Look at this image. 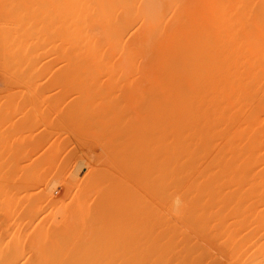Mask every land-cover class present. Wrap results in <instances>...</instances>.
I'll use <instances>...</instances> for the list:
<instances>
[{"label":"bare ground","instance_id":"1","mask_svg":"<svg viewBox=\"0 0 264 264\" xmlns=\"http://www.w3.org/2000/svg\"><path fill=\"white\" fill-rule=\"evenodd\" d=\"M2 1H3V4L5 1V5H9L10 3L13 4L14 0H2ZM18 1H21V2H18ZM40 2H42V5L44 4V2H47V5H51L53 3L54 6H52V7H53L55 17L59 20V22H61V20H63L69 24L67 26V27H69L68 28L69 31L67 30L66 27H65V29L67 30L68 33L70 32L73 37L79 36L78 38L76 37L75 40L79 39L80 37L81 38L85 37L82 41H81V38L79 39L80 41H78V42L73 41L74 43H77L76 44L77 46H78V43L80 42L81 47L83 45L82 48L85 47L87 49V46L88 47L90 46V48H91L90 41L92 43L93 38L99 36V37H97L98 42H97V39L95 40L96 43L100 44L101 41L105 42V44L107 43L106 47L103 45L107 50L104 47L103 48L105 49V51L102 50L103 49L102 46H101V48H100V46H99V48H97L98 46H96V49H98V51L96 49H95V51L99 54L100 51H104L103 53H105V52L107 53V51H108V53H109V52H111L110 50L115 49L114 55L116 54V60H118L119 58L117 59V57H118L117 55H119V54H117V53L121 52V55H122L126 51V49H125L126 44L125 43H123V44H125V46H123L124 47L123 50L120 47L121 43H122L121 41L125 42V40H123V39L126 36L125 38L128 37L129 38L128 40H130L128 42L130 47H128L129 45L127 46V48H130L129 50H131V48L133 49V48L138 47L137 51L140 50L139 52H141L142 49H143V51L146 50L145 53H147L148 50L152 52L153 56L149 57L148 63H147V61H145V62L143 61V63H144L143 65L145 67H147V64H148L152 68V70H150V68H149V71H150L149 77H150V80L152 81V84H153L152 85L150 82V85H152V87H153V88L150 87V89H153V90H151L153 92V96L151 94V96L153 97V101L150 99L153 103L152 104L153 109L151 107V109L153 110V113H152L153 116L151 114H149V112H150L149 108L150 107L148 108V111H149L148 114L153 117V120L152 119H150V120L153 122V124L152 123L151 124H152V128H153V144L154 145L152 148L153 149V155L151 154L152 150H151V153H149V154H151L150 156H153V192L155 194L154 196L157 195L156 198H159L161 202L155 201V202H158L157 203L158 205L156 203L154 205V203H153V206H152L153 208L152 207L148 208L152 204V203L151 204L148 203V205H146V206L149 210L146 208L147 210L145 211V209H144L146 207L145 206L146 202H144L143 198H142L144 196L140 192H138L139 189H137V186L139 187L138 181H141V179H142L141 178L139 180V177H138V175L142 177V175H140V169L139 168L142 167L144 169L143 170L141 168V171H143L142 174L147 173V172H144L146 170H145L143 165L138 166L140 164V163L138 164L139 161H141V163H142V159L140 160V158L142 156L141 153H138V155H136V157L138 156V158L130 155V158L133 160V162L131 160V162H132L131 166H132V170H133L132 174L133 175L131 174L132 176L130 178L132 179V177H133L134 181H132L129 178V176H127L128 175L127 173H126L127 175L125 177H128L130 180V181L129 180H126V181L134 182L133 185H135L136 187H134L132 190L133 186L130 185L131 186L130 187L129 184L127 182H125L126 185L129 186V191L132 190V192L129 193V195H132L131 198L129 197L130 198L129 202L126 203L127 200L123 199L126 201H125V203H121L122 204V206H121V205H119L120 204L119 201H118V203H116L117 201L115 202V200L119 199V198H116V195H113V196H115L114 197L115 200H113V199L111 200V198L113 196H111V198H110V201L113 202L112 204H110L111 202L108 203V200L105 199L106 203H108V205H106L107 206L106 208L104 207L105 205L103 202L105 201L104 197L107 196L106 195L107 192L103 193V194H105L103 196H97V195L93 196V195H91L92 193H90L92 198L90 197L89 192L86 191L87 189L85 187L83 188V186H82L83 190L81 189V191H80L79 189L81 187L78 186L80 188L78 189V191L76 190V192H75V189L78 188L77 187L78 179L76 182L77 184L75 182H74L75 184L72 182L73 179L71 180L70 178L72 177L71 175H73L74 173L72 174L71 171H70L71 175L69 174V176H71L69 178V180L67 181V179L65 180L62 177V179H64V180L62 181L60 179L59 180L60 184L58 182L57 183L55 182V181H58V179L54 177L55 175L51 176L52 178L57 179V180L53 181V182H55V184L52 182V180H53L52 178H51L52 179L51 181L48 179L49 183L51 182L52 184L46 183V186L43 184L45 187L42 188L39 193H34L33 192L34 190L31 192L27 191V190H22V189H25L26 186L29 187V190H30V186H31V189L34 186V184H33L34 182L31 180L34 175L33 176L31 175V177L29 175V173L32 172V170H33L31 165H32L34 159L32 158L33 161L30 162L29 159L27 158L29 155L27 154L28 156H26V158L28 160L26 158L25 159L27 161H29L30 164L27 162H25V163L24 162H18L17 163L18 168H19V169H17L18 172L14 173L13 169L14 168L16 169L17 166L13 168L12 165H14L15 162H17V161H14L13 164H10L14 158L9 157V160L11 158V161L9 162L10 165L6 164V162H5L6 159L4 160L7 167H5L6 165L4 164L3 160L0 161L1 167H2V165H5L4 166L5 167L4 172H3V169H1V171L3 173L0 172V173H2V174H0V264H27V263L28 264H39L40 261L47 262L48 260H50L49 263L52 264V259H55L53 261L55 264L56 259L64 261L66 259L69 260V259H75V258L77 260H79V258H81V259L86 258V260H89L88 258H92V259L99 258L102 260L103 259H107V260L111 259V261L116 260L115 262L119 261V259L122 260L124 258L126 260L128 259V264H137L138 263L137 261L140 259H141V261H142V259H144V262L146 259L147 262H149L147 264H264V190H259V189H262L261 185H256L258 183L259 184L263 183V186H264V0H16V1H14V3H15V6H14L15 12L13 11L15 13L14 17L15 18H17L16 16L21 17L20 20L22 18L25 19L26 13H27V7L30 5H34V4H36L38 6V4ZM1 3L2 2H0V4ZM3 8L4 7L0 8V13H2V15H4V16L8 17L10 14L8 12L9 10L6 9L7 13H9V14H6V11L5 12L2 11ZM3 10H5V9H3ZM3 12H4V14H3ZM11 15H13V14L11 13ZM7 17H5V18H7ZM23 19H22V21H23ZM61 24H62V22H61ZM63 25L64 24H62V28L64 29ZM64 26H66V25H64ZM125 32H127V34H125ZM119 33H121L122 35L120 34L121 35L120 36ZM124 34H125V36H124ZM69 36H71V35H69ZM115 36H117V37L120 36L123 38L119 37L120 40L118 41L119 43H117V41H115L116 40ZM91 37H93V38L91 39ZM67 38H68V36H67ZM69 38L70 39H68V40H72L71 39L72 37H69ZM73 40H74V38H73ZM69 42H71V41H69ZM116 43L119 44L120 46L118 47ZM126 43H127V39H126ZM70 44H69V47H68V45H67V47H68V49L70 48L69 50L73 49L72 53H74L78 49L80 50V47H77L78 49H76V50L74 49L76 47L71 49V47L73 45L71 44L72 45L71 46ZM94 45H96V44H94ZM109 45L111 46V49H110ZM113 46H116L118 48H115V47L113 48ZM85 48L83 51L81 50V52H85V51L87 52V50H85ZM108 48H109V50H108ZM92 49H94V48L92 47ZM99 49H101V50H99ZM117 50H119V51L117 52ZM120 50H122L123 53ZM133 50H135V49H133ZM133 50H131L132 53L131 52H127V53L128 54L131 53L134 55L135 51L133 52ZM149 51H148V53H149ZM81 52L79 51V53H81ZM86 52L84 54H86ZM91 52L92 51L90 50V53ZM96 52H95V54H93V52H92L91 57H93V56L96 57L95 55H98V54H96ZM76 53H77V51H76ZM79 53L77 54V56L83 55V54H79ZM87 53H89V52H87ZM141 53L142 54H140V55L143 56V52H141ZM131 54H130V56H133ZM121 55L119 57H121ZM144 55L147 58L148 55L147 54H144ZM84 56H80V57H78V59L81 57L83 58ZM87 56H89V55L87 54ZM103 56H104V54H103ZM105 56H107V55L105 54ZM109 56L113 57V53ZM109 56H108V58H109ZM123 56L124 55H122V57ZM97 58H98V56H97ZM108 58H106L105 60H107ZM128 58L131 59V57H127V59ZM143 58H144V56H143ZM89 59H90V57H89ZM89 59L85 58V61L87 60V62H86L87 65L91 66V64H92L93 66H91V67L99 66L100 69L102 68L101 67L102 65H104L108 62V61H106V63L103 62V64L100 63V65H94L93 63L90 64V62L94 61L95 59H93V60L90 59L92 61H88ZM112 59L114 60L115 56L113 58H110L111 62L113 61ZM125 59H126V56H125ZM135 59H134V63H133V61H132V63H130L133 66L128 65L129 67L131 66L132 69H134V67H135L134 65L137 66L136 62L137 61L139 62L141 60V59L138 60V58H137V61H135ZM99 60L103 61V59H101V58ZM131 60H133V59H131ZM142 60H141V63H142ZM82 61L83 60H81V62ZM79 62H80V59H79ZM97 62H99V61H97ZM118 62H120V60L117 61V63ZM125 62H126V60H125ZM125 62H124V64H125ZM129 62L130 61H128L126 63L129 64ZM83 63H82V65H84ZM86 63H85V65H86ZM108 64L110 65V69H111L110 61L106 65H108ZM140 64L138 63V66H140ZM85 65L83 66L84 69H86L85 73H88L89 71L87 72V66L85 67ZM112 65L116 66L118 68L117 65H114V64H112ZM128 66H126V67L128 68ZM141 66H142V64H141ZM99 67H98V70H99ZM131 67L128 69L126 68L127 71H129V69H130V71H129L130 73L133 71L135 72V69L132 71ZM123 68H125V67H123ZM112 69H113V73H114V67ZM118 69L119 70L115 71V73L118 72V74H120L121 68H118ZM137 69H136V71H137ZM88 70H90V73H88V75L86 74L87 76H89V74L91 75V72H92L89 67H88ZM94 70H96V71H94ZM94 70L92 72L93 75H95V72L98 71L97 69H94ZM103 70H104V68H103ZM144 70H145V68H144ZM99 71H98L99 75L103 74V73H101V70H99ZM105 71L106 70H104V72ZM119 71H120V73H119ZM141 71H143V70H141ZM106 72H108V71H106ZM145 72L147 73L148 71L146 70ZM109 73H110V71H109ZM109 73H108V76L106 77L107 78L106 82H108V77H109V75H111V73L110 74ZM122 73H125V72H122ZM97 75H96V77L92 76V75L89 77H90V79L92 77H95V79L100 78V77H97ZM126 75H127V73H126ZM133 75L135 76V73H133ZM137 75L139 76V74H137ZM137 75H136V77H137ZM116 77H117V75L115 76V78ZM119 77H120V75H118V79H119ZM128 77H130V76H128ZM128 77L125 78V74H124L122 79L124 80V78L127 79ZM104 78H105V76H104ZM138 78H139V80L136 82L138 84L135 85V88L137 86L138 87L140 86V83H139L140 79L146 80V78L143 77V75H142V78H140V76ZM95 79L92 78L93 82H92V80H90V82L96 83L99 80V79L98 80H95ZM109 79L112 80V79H114V77L109 78ZM134 79L135 78H133V80ZM128 80H129V78H128ZM131 80H132V78H131ZM136 80H137V78H136ZM147 81H149V80H146V82ZM114 82H115V79H114ZM116 82H118L117 84H122V83L126 84L127 83L125 81L123 82V81H121V80L119 81L117 79H116ZM119 82H122V83H119ZM142 82H144V81H142ZM102 83H103L102 86L105 85L104 84L105 79L102 81ZM131 83H132V81H131ZM133 83H135V80ZM9 84H10V82H9ZM9 84H7V85H9ZM11 84H13V83H11ZM11 84H10V86H11ZM100 84H101V80H100ZM108 84H110V82H108ZM125 84H123V85H125ZM127 85H129V84H126V87L128 89L129 87ZM132 85L133 84H131L129 86H132ZM150 85H148V87ZM5 86L6 85L4 84V88H5ZM10 86H9V88H10ZM15 86L13 87V89L11 86L10 90L8 91L11 94L7 93L6 90H8V89H6L4 91L5 95L4 94H2V95L6 96L9 94V95H11V98L14 97L16 92L15 93H12V92L15 91L16 90L15 88L18 87V86L17 87H15ZM148 87L146 86V88H148ZM6 88H7V86H6ZM22 88H23V86H22ZM22 88H20V89H22ZM132 88H133L132 90H134V86H132ZM2 89H3V87H2ZM140 89H142V88L140 87ZM150 89L148 90L147 93L150 92ZM143 90H144V88H143ZM10 91H12V92H10ZM145 91H146V89H145ZM137 92H139V91H137ZM12 94H13V96H12ZM18 94H20V91ZM18 94H16V95H18ZM9 95H8V97H10ZM4 96H2V97L5 99ZM8 97L6 96V98H8ZM120 97H121V95H120ZM152 97H150V98H152ZM101 98L102 97H100V99ZM124 98H128V97H124ZM131 98L132 97H129L128 99H131ZM96 99H99V98H96ZM112 99H115V98H112ZM116 99H119L120 101L128 100V99L124 100L122 97H121V99H123V100H121L119 98V95ZM116 99L113 101L117 102L118 100L116 101ZM9 100H10V98H9ZM134 100H132V101H134ZM3 101L4 100H2V102H1L2 105H0V106H2L1 108H4L3 109V113H4V110L6 108H7V110L10 108L7 107L9 105L8 99H7L8 102L5 99V101H4L5 105L3 104ZM128 101H126L124 103L127 104V102H128L129 104H127V105H131L132 101L131 100H128ZM115 102H113L114 103L113 105L109 104L112 107L115 106V109L110 108L108 106L110 108L109 110H111L110 112L114 113L115 117L119 113H121V111H120L121 108H122L121 109L122 112L129 113L127 111V108L132 107V109H128L129 111H131V110H133V107L136 105V103L134 105L132 104V106L126 105L127 106L126 111H123V108L125 106L124 107L122 106L121 108H117L116 106H118V103L116 104ZM135 102H137V101H135ZM14 103L19 104L20 102L18 103V100H17V102H14ZM21 103L19 104L20 106L26 105L25 102H24L25 104L23 103V99L21 100ZM102 103H103V101H102ZM163 103H168L167 105H170V108L169 107L168 108L171 110H169V109H168L169 111L167 109L165 110V108L167 106L164 107L165 105ZM6 104H7V106H6ZM31 104H32V102H31ZM125 104H122V105H125ZM3 105H4V107H3ZM96 105H97V103H96ZM137 105H139V104H137ZM14 106H16V105H14ZM105 107H107V106H105ZM136 107H138V106H136ZM14 108L16 109V107H14ZM20 108L21 107H19V109ZM25 108H26V106H25ZM95 108H96V106H95ZM98 108H99V104H98L97 109ZM100 108H101V106H100ZM102 108H104V107H102ZM163 108L165 111L163 110ZM135 109L137 110L136 113L139 114L140 111H138V110H140V108L138 107ZM34 110H36V109H34ZM93 110H95V109H93ZM109 110L107 111V109H106V111H105V108H104V110L99 109L100 112L102 111L101 113L99 112L100 117H101L99 119L100 121H102L101 119L105 116L104 115V114H106L105 112H109ZM112 110H114L115 112H118V110H119V113L116 114ZM152 110H151V112H152ZM19 111H21V110H19ZM25 111H27V110L25 109ZM28 111H27V113H28ZM163 111L165 113L168 112L167 115ZM5 112H6L5 114H7L8 111H5ZM9 112H11V110H9ZM12 112H11V115H13ZM51 112H52V110H51ZM91 112H93V111H91ZM96 112H93V113H96L97 115H99L98 111H96ZM110 112L107 113V115L111 114L112 117H110L111 115L107 116L105 119L103 118L104 120L107 119L109 121L110 120L109 118H111V119L114 118L113 114ZM1 113H2V111H1ZM23 113H22V115H23ZM163 113L165 115H163ZM65 114H66V112H65ZM122 114H124V113H122ZM122 114H121V116H122ZM144 114L146 116L148 115L146 113H144ZM129 115H128V117H129ZM132 115H134V114L132 113ZM132 115H130V116L132 117ZM141 115H143V114H141ZM145 115H143V116H145ZM8 116L11 117L10 115H8ZM8 116H5V117L9 118ZM17 116H19V115H17ZM135 116L139 117V115H135ZM164 116L165 117L169 116V118L165 119ZM1 117H3V120L6 119V118H4V116H2V114L0 115V119H1ZM95 117H97V116H95ZM118 117H120V114L118 115ZM126 117H127V115H126ZM126 117H124V118H126ZM131 117H130L131 122H129V120L128 121L126 120L128 123H126V122L124 123L125 120L121 121V122H123V125L129 124L130 129L128 128L129 127L128 125H127L128 127L126 128L125 127L126 125H124V127H123V125L121 123L124 130H126V131L129 130V131L125 132L123 129L122 130L125 132V136L130 132L132 134L133 140L136 139L139 141V138H138L139 135H137L138 134L137 132L139 131L140 126H135L137 124V120L134 119L136 122V124H135V122L132 121L133 119H131ZM21 118L22 117H20V120H21ZM140 118H142V117H140ZM90 119H92V118H89V120ZM3 120H0L1 123ZM92 120H94V119H92ZM104 120L102 123L106 127H108L109 129L111 127H112V129L114 128L112 123H111L112 121L111 122L107 121L108 122L107 123ZM114 120H115V118H114ZM114 120H113V122H114ZM116 120H118L117 123H120L119 120H123V118L117 119V117H116ZM7 121L8 120H6V122ZM16 122H17V120H16ZM64 122H66L65 124H68V125L71 124V123L70 124L67 123V121H65V119H64ZM96 122L98 124V121H96ZM11 123H14V121ZM105 123L112 125V126L111 127L109 125L107 126V124H105ZM139 123L140 122L138 121V124ZM8 124L10 125V123H8ZM42 124H44V123H42ZM46 124L48 125V123H46ZM61 124H62V122H61ZM11 125H13V124H11ZM92 125H90V126H92ZM104 125L102 127H104ZM114 125L117 126L116 133L119 130H120V132H122L120 127L118 126V124L115 123ZM17 126H18V124H17ZM63 126H65V125H63ZM67 126H65V127H67ZM71 126H70V128H72ZM51 127H53V126H51ZM99 127H101V126L98 125L97 128H99ZM102 127H101V130L103 129ZM5 128H4V132L6 131ZM9 128H10V126H9ZM9 128H8V130H9ZM86 128H87V126H86ZM112 129H111V131H112ZM134 129L135 130L137 129V130L135 131ZM52 130H54V129H52ZM52 130H51V132H52ZM62 130H64V127ZM73 130H74V128H73ZM115 130H113L114 133H115ZM130 130H134L136 133H133V131H130ZM1 131H3V130H1ZM47 131H48V129H47ZM104 131H105V129H104ZM108 131L110 132V130H108ZM4 132L2 134H4ZM109 132L106 131L104 133L108 134V136H111L113 133L110 132L111 135H109ZM174 132L179 133L180 142H178V143H180V144L176 145V142L178 141V139H176L177 140L176 141L175 138L173 137V135H171L172 133L175 134ZM5 133H7V132H5ZM96 133L98 134V132H96ZM116 133H115V135H116V137H118L119 135L117 136V134H120V133L119 132L117 134ZM139 133H140V131H139ZM84 134H86V133H84ZM131 134H130V136H131ZM135 134H136L137 138L135 137ZM49 135H48V137H49ZM66 135H68V134H66ZM80 135H82V134H80ZM115 135L113 134V140H114ZM175 135H177V134H175ZM4 136H6V135H4ZM130 136L128 138H130ZM37 137L38 136H36V138ZM132 138L130 140H132ZM163 138H166V141H165V139L163 140ZM178 138H179V136H178ZM95 140H97V139L95 138ZM133 140L131 142L134 143ZM160 140H163L166 142V147H164L165 143H163L164 145L162 144L163 141H161V143L159 142ZM129 142H126V143H129ZM131 142H130V144H132ZM139 142L141 143V140ZM135 143H137V141ZM135 143L133 144V148L135 147V149L128 146L129 149L131 148L130 149L132 151L131 153H133L134 155L137 154L139 148L141 147V144L139 145L137 143V146L139 145V148H137L135 146L136 145ZM8 144H10V143H8ZM59 144H61V143H59ZM77 144H78V142H77ZM80 144H82V143L79 142L78 145H80ZM17 145H19V144H17ZM21 145H23V144H20L19 146L21 147ZM75 145H76V143H75ZM118 145H120V144H118ZM25 146H27V148H28V145H25ZM61 146H62V144H61ZM63 146H64V144H63ZM16 148H18V147H16ZM76 148H77V146H76ZM136 148H137V151H136ZM150 149H148L147 151H149ZM9 150H11V149L9 148ZM20 150L21 149L19 148V151ZM23 150L25 151L26 149H23ZM5 151L6 150H4V152ZM2 152H3V150H2ZM16 152H18V150ZM30 152H31V150H30ZM121 152H123V151H121ZM139 152H141V150ZM12 153H14V152H12ZM27 153H29L28 150H27ZM92 153H93V151H92ZM1 154L2 153H0V155ZM10 154H8V155H10ZM14 154H16V153H14ZM42 154H43V156H45L44 150H43ZM70 154H73V153H70ZM83 154H85V153H83ZM21 155H22V152H21ZM25 155H24V157H25ZM52 155H54V154H52ZM79 155H77V156H79ZM139 155H141V156L139 157ZM4 156L5 155L3 154V157ZM37 156H39V155H37ZM98 156H99V154H98ZM131 156L134 157V159ZM150 156H149V158H150ZM7 157L8 156H5L4 158H7ZM16 157L18 158V156H16ZM50 157H51V155H50ZM56 157H57V155H56ZM110 157L112 158V156H110ZM114 157L115 156H113V158ZM0 158H1V156H0ZM66 158H69V156ZM20 159H21V157H20ZM30 159H31V157H30ZM48 159H50L49 156L47 157V160ZM107 159H108V157H107ZM107 159H105V160L107 161ZM137 159H139L138 162L136 161ZM9 160H7V161H9ZM14 160H16V159H14ZM22 160H23V158H22ZM109 160H111V159H109ZM113 160L111 161V163L110 162L109 163L112 164ZM41 161L42 160H40L39 162H41ZM51 161L52 160L50 159V163H52ZM89 161H88V163H91ZM2 162H3V164H2ZM35 162L33 164H35ZM43 162H44L43 164L45 165L46 162L49 163V160L48 161L44 160ZM99 162H101V160ZM103 162L104 161L102 160V163ZM50 163L48 165H50ZM56 163H57V161H56ZM69 163H70V161H69ZM97 163H98V161H97ZM106 163L109 165L108 162H106ZM38 164H40V163H38ZM69 165H71V164H69ZM72 165H73V162H72ZM54 166H56V165H54ZM78 166H79V164H78ZM78 166H77V168H78ZM82 166H84V165H82ZM95 166H98V168H99L100 164L98 163V165L96 164ZM104 166H106V165H104ZM111 166H113V165H111ZM116 166L117 165H115L114 168ZM93 167H92V169H93ZM72 168H75V167H72ZM95 168H96V170L93 169L95 172L92 171L93 173H95L94 175H97V174H98V176L100 175L101 181H104L103 180L104 176L101 174L104 173V175L106 176L107 175L106 171L110 170V167H109V169H107L108 168L107 166H106V168L104 167L106 171H104V168H102L103 169L102 171H99L101 169V167L99 169L97 167H95ZM111 168H113V167H111ZM34 169H35V167H34ZM83 169L81 171H78V172H80V174L82 176H83V174L86 173V172L84 173L85 170L83 171ZM120 169L121 168H119V170ZM37 170H39V168ZM42 170H44V168ZM158 171H161V172H158ZM40 172H41V170H40ZM44 172H45V170H44ZM129 172H130V170H129ZM107 173L109 174V172H107ZM118 173H119L120 177H121L120 173L123 176L122 170L119 171ZM66 174H67V172H66ZM164 174L167 176H170L171 179H169V180H172V181L175 180L176 181L175 182L176 183L175 190L173 189V191H172L169 189V183H168V186H167V184H164V182H165ZM28 175L31 179L27 177ZM37 175H38V172H37ZM77 175H79V174H77ZM90 175H91V173H90ZM90 175H88V176H90ZM112 175L114 176V174H112ZM42 176H43V174H42ZM65 177L67 178V175ZM96 177L97 176H95L94 178L88 177V179L90 178V179L96 180L98 178V177L97 178ZM26 178H28V180L30 179L33 182L32 183L33 186L29 185V184H28L29 186L27 185ZM193 178H197V179H201V180L202 179L203 180H213V181L216 180L215 182H219V180H221L222 182H219V184L213 182V184H215V185L211 184L212 181H210L211 182L210 184L208 182L207 184L203 183V184H199V185L197 184L196 186H194V187L204 188V189H202L203 191L204 190L208 191V189L212 188L214 192H215V190H217L218 195H221V194H219V193H221V192H219V190L224 192V190H221V189L222 188L225 189L224 187L226 185H224L223 183H226L228 181V179L229 180L234 179V181L236 180V182L238 181L241 184H238V182H237V184L240 185L241 187L244 185V183L242 184L241 181L246 183L247 181H244V180H252V181L254 180L255 182L258 180L260 182L255 184L256 185L255 188L256 187L258 188L260 186L258 189L260 196L258 195L257 189H256V194L259 197L258 196L256 197L254 195L253 190L255 188H253V190H250L251 191L250 193H252V191H253V194H252L253 197L252 196L251 197L253 199L255 196L256 200L254 198L255 201H252L251 197H249V199H251V201L249 199H248L249 200L248 201L247 198H245L247 201L245 200L244 203H243V201H241L242 204H241V202H240V204H238L239 206L243 205L242 208L240 207V209H238L239 208L238 207L237 209H234L233 212H230L232 210L233 206L230 205L229 201H228L229 204H227V203H225L226 200H225V202H224V200L223 201L219 200L217 203L218 208H215V210L217 209L216 211H218L217 217L220 214V217H218L220 219L219 225H218L219 221H217V220L214 221V222H217L216 225H214V224L212 225L213 222L210 223V221H212L214 219L207 221L208 226H209V224H211L210 226H213L212 229L210 227V228H208V230H211V232L213 230L212 233H214V234H216L217 232H219V233L216 234L217 237H216V235L214 236L216 238L215 239L214 237L211 236L210 231H208L205 228L204 230L208 231L205 234L209 233V236H210L209 238L212 237L213 239L211 238L210 239L211 241H210V240H208L209 239L208 238L207 240L209 242H207V244H205L206 242L204 243L203 241H200L201 239L203 240L204 238H197V239H199L198 241L201 242L200 243V242H197L195 234H194L195 240H194V237L193 238L187 237L188 235L190 236V234L193 235V233L190 232V234H188L189 232H187V230H186L187 227L186 228L182 227V226H187V225H185V223H186L185 218H186V215L189 214V213L186 214L187 213L186 206H184L186 204H184L185 202L182 199L184 197H182V195L184 194V192L187 189L186 184H187L188 180L189 179L192 180ZM33 179L35 181L34 177H33ZM226 179H227V181H223ZM87 180H84V181L89 182V180L88 181ZM123 180L125 181V179H123ZM201 180L200 181L198 180L199 183L201 182ZM8 181H10L11 184H15L18 182V184L13 185L12 189L13 188L16 189V187L19 186L17 189H19V191H20V188H21V190H22L21 193L10 192L12 189L9 188L10 183ZM29 181H28V183L31 182V181L30 182ZM37 181H38V179H37ZM37 181H35V182H37ZM81 181L84 182L83 179ZM105 181H107V180L105 179ZM192 181H194V180H192ZM252 181L250 183H255L254 181L253 182ZM90 182H91V180H90ZM97 182L99 183V178H98V181H96V183ZM8 183H9V185H8ZM81 183H79V184L81 185ZM107 183H109V182H107ZM107 183H104V184H107ZM196 183H197V180H196ZM24 184H26L25 187H24ZM36 184H35V186H36ZM94 184L95 183H93V190H94V188L97 187V186L95 187ZM102 184L103 183H101L100 186ZM119 184H121V183H119ZM193 184L191 183V185H193ZM249 184H248V186H249ZM85 185H86V183H85ZM229 185L232 186L231 183ZM234 185H236V184L234 183ZM10 187H11V185H10ZM75 187H77V188H75ZM105 187H107V186H105ZM105 187L103 189H105ZM241 187H240V189H241ZM73 188H74V191H73V194L71 196V193H72L71 191ZM130 188H131V190H130ZM139 188H141V187H139ZM205 188H208V189H205ZM235 188H236V186H235ZM33 189H35V188L33 187ZM38 189H39V185H38ZM100 189H99V191H100ZM108 189H111V187ZM232 189H234V188H232ZM232 189H230V190H232ZM243 189L246 190L245 187H243ZM250 189H252V188H250ZM263 189H264V187H263ZM23 191H25V192H23ZM88 191H90V189ZM106 191H108V190H106ZM139 191H142V190L140 189ZM207 191H205V193ZM210 191H212V190H210ZM234 191H238V189L234 190ZM248 191L249 190H247V192ZM13 192H15V191H13ZM95 192L97 193V189ZM113 192L115 193V191H113ZM113 192H111V194ZM171 192H173L171 194V197L173 200L170 203L168 197H169V193H171ZM198 193L203 195V192H200V190ZM224 193H226V190ZM230 193H228V194H230ZM108 194L111 195L109 192H108ZM208 194H209V191H208L207 195H204V196H207L210 198V196H208ZM226 194L225 195L222 194V195L226 196ZM228 194H227V196H228ZM195 195L196 194L194 192V197H195ZM213 195H214V193H213ZM218 195H217V198H218ZM230 195L233 196L234 194H230ZM235 195H237V194H235ZM88 196L90 197L91 200L89 199ZM140 196H141V198H140ZM154 196H152V194H151V197L154 198ZM204 196L201 197L200 199L202 200V198H204ZM214 196L216 197V194ZM227 196H226V198H227ZM211 197H212V195H211ZM213 198L211 200H213ZM229 198H231V197H229ZM239 198H240V196L238 197V199ZM141 199H142V201H141ZM155 199H153V201ZM200 199H197V200H200ZM68 200H69V202H68ZM211 200L207 199V201H211ZM235 200H236V197H235ZM241 200H242V197H241ZM203 201H205V199ZM42 202H43V206L41 205ZM120 202H122V201H120ZM147 202H148V200H147ZM94 203H96L95 206H93ZM193 203H196V202L194 201ZM199 203L200 202H198V204ZM212 203H214V202H212ZM234 203H237V201ZM109 204H110V207H108ZM124 204H126L124 207L125 208L127 207L126 211H128V212H126V214L128 217L125 216V217H123V219L125 218L128 220L130 218V220H128V221L132 223L131 224L128 222L130 224V225H128V228H130L129 226H131V230L128 229V231H127V229H125L124 224H122L124 227L123 229L125 231H127L126 233L123 231V229H121L122 225L121 226L119 225L120 227L118 226V224H119L118 221L120 220L123 223H126V222L123 221V219H119L117 221L118 223H116V219H118V217L122 218V217H120V216H122L120 212H123L122 213L123 216L125 214L124 210L122 209ZM170 204H172L174 207L176 206L174 211H173L174 216L176 218V222H171V218L169 216V214L171 213L169 211ZM209 204L211 205V203H209ZM192 205H194V204H192ZM202 205H204V204H202ZM100 206H102V208H100ZM143 206H144V208H143ZM207 206H209V205H207ZM141 207L144 210H141ZM202 207H204V206H202ZM212 207L210 206V208H212ZM187 208H188V205H187ZM210 208H209V210H210ZM213 208L211 209L212 214H213ZM201 209H203V208H201ZM203 210H205V209H203ZM206 210H207V208H206ZM141 211H142V216H140ZM196 211H201V210H199V208H198V210H196ZM204 212H207V211H204ZM204 212H202V213H204ZM209 212L207 213L208 216H209ZM143 213L144 214L146 213V215L143 216ZM190 213H193V212L190 211ZM195 214H198V212L194 213V215ZM109 215H112V217H110L112 219H109V220L104 219V218H109ZM191 215L189 214V216H190L189 219L191 218L190 221H192L194 219V218L192 219V216L195 217L194 215H192V216ZM201 215L202 214H200V217L198 216L199 217L198 221H201L200 220ZM215 215H216V213H215ZM204 216H205V214H204ZM139 217H141V218H139ZM142 217H144V218H142ZM211 217L213 218V215ZM217 217H216V219H217ZM102 218L104 219V221H102ZM205 218L202 217V220L203 219L205 220ZM208 218H206V219H208ZM140 219H142L141 220V221H143L142 223L139 221ZM105 220H106V222L108 221L109 223L107 222V224H104V223H106ZM152 220H153V223H152ZM188 220H187V223H189ZM146 222H148V224ZM150 222L153 226L150 224ZM181 222H182V224L184 223V225L181 226V224H180ZM102 223H103V225H101ZM115 223L117 226L115 225ZM205 223L204 222L200 223V225L198 227L202 228L200 226L201 225L203 226ZM143 224H147V225L145 226ZM170 227L175 228V231H171ZM190 227H192V224ZM203 227H206V225H204ZM117 228L118 229L120 228L124 232V234H123L122 231L119 230L120 232L118 231V234L122 233V235H126L128 238L126 236H122V235L121 236L124 239H122L121 236H120V238H118V240H115V237H114V239L111 238L112 240H110V238L108 239V237L106 238L108 232L110 233V231H112L111 233H113L114 230H116ZM193 228H195V227H193ZM91 230H93V232ZM97 230H99V231H97ZM117 230H116V234H117ZM129 230H130V232H129ZM88 231L95 233L94 234L95 238H92L93 235L91 236V234L88 233ZM194 232H195V230H194ZM199 232H200V230H199ZM199 232L197 234H199ZM201 232H203V231H201ZM200 235H201V233H200ZM200 235H198V236H200ZM207 237H208V234H207L206 238ZM125 238H127V239H125ZM187 239H189V240H187ZM129 261H130V263H129ZM144 262H143V264H144ZM57 263H58V261H57ZM41 264H42V262H41ZM43 264H45V263H43ZM83 264H84V262H83ZM139 264H141V263H139ZM145 264H146V262H145Z\"/></svg>","mask_w":264,"mask_h":264},{"label":"rangeland","instance_id":"2","mask_svg":"<svg viewBox=\"0 0 264 264\" xmlns=\"http://www.w3.org/2000/svg\"><path fill=\"white\" fill-rule=\"evenodd\" d=\"M14 1H16V0H14ZM14 1H13V4H11L10 2V4L9 5H5V1H4V4H3V1L1 0L0 2H2L1 4H0V8H2V7H4L3 9H5V10H3L2 9V11H6V14H9V16L7 17V16H4V15H2V13H0V96L2 95V94H4L5 95V93H4V91L6 90V89H8V90H6V92L7 93H9L8 91L10 90V88H11V86H12V89H13V87L15 86V87H19L20 85V87L18 88H15L14 90L15 91H10V92H12V93H15V95H14V97H12L11 98V95H9V94H11V93H9L8 95L10 96V97H8V95H6L8 98H6V96H4V95H2V96H4L5 97V99H6V101H7V99H8V103H9V105L7 106V104H6V106L8 107V108H10V109H8L7 110V108L4 110V113H3V109L4 108H1L2 106H0V115L2 114V116H4V118H6V119H4L3 120V117H1V119L0 120H3L2 121V123H1V121H0V153H2L0 156H1V158H0V161H2L3 160V162H4V160H5V162H6V164L7 165H10V164H13V162L14 161H17V162H15V164L14 165H12V167L14 168V167H16V169L14 170L13 169V171H14V173L16 172H18V170L17 169H19L18 168V165H17V163L18 162H27V163H29L30 164V162H32L33 160H32V158L34 159V161H33V163L35 162V164H33L32 163V168H33V170H32V172H30L29 173V175H30V177H31V175L35 178V181H37V179H38V181L37 182H35L34 181V179H33V177H32V179L29 177V175L27 176L28 178H30L29 180L31 181H29L28 180V178H26V180H27V185L29 184V185H32L33 186V184H34V188L37 190H35V189H33V187H32V189H31V186H30V190H29V187H27L26 186V188L25 189H22V190H27V191H33L34 193H39L40 191H41V189L42 188H44L45 186H46V183L47 184H52L51 182L49 183V181H48V179L51 181L52 179V182L53 181H55V180H57L58 179V181H55L56 183L58 182H60L59 180L61 179L62 181L65 179H67V181L69 180V178L72 180V182L74 183H76L77 182V179H78V184H77V187L78 186H80V187H75V188H77V189H75V192H76V190L78 191V189L81 191V189L83 190V188L85 187L87 190V192H89V195H90V193H92L91 195H93V196H95V195H97V196H103V195H105V194H103V193H105V192H107V196L106 197H104V200L105 199H107L108 200V203H110V204H112L113 202L112 201H110V198H111V196H113V195H116V198H119V199H114V197L115 196H113L112 198H111V200L113 199V200H115V202L116 203H118V201H119V205H121L122 206V204L121 203H125V201L127 200V202L126 203H128L129 202V199L131 198V196L132 195H129V193H131L132 192V190H133V188L134 187H136L135 185H133L134 184V182H129L130 180H129V178L133 175L132 174V172H133V170H132V166H131V163L133 162V160L130 158V155H132V156H134V157H136V155H138V153H141V155H139V157L141 156V158H140V160L142 159V163H141V161H139V159H137L136 161L138 162V166H141V165H143L144 166V168H145V170L146 171H144V172H147L146 174L144 173V174H142V172L143 171H141V168L142 167H140L139 169H140V175H142V177L141 176H139L138 175V177H139V180L141 179V181H138V184H139V187H141V188H139L138 186H137V189H141L142 191H139L138 190V192H140L144 197H142L143 198V201L144 202H146V204H145V206L146 205H148V203L149 204H151L148 208H150V207H152L153 206V203H154V205H155V203L157 204L159 201H160V199L159 198H156L157 197V195L156 196H154L155 194H154V192H153V156H150L151 154L153 155V128H152V124H153V122L150 120V119H152L153 120V115H152V113H153V106H152V101H153V92L151 91V90H153V89H150V87L151 88H153L152 87V81L150 80V77H149V74H150V71H149V68H150V70H152V68L147 64V67H145L143 64V61L145 62V61H147V63H148V59H149V57H152L153 56V54H152V52L151 51H149V53H148V51H147V53H145L146 52V50L145 51H143V49H142V51L141 52H143V56H144V58H143V56H141L140 54H142L141 52H139V51H137V48L138 47H136V48H133V49H135V50H133L132 48H131V50H133V52H134V55L133 54H131L132 52H131V50H129L130 48H127V46L129 45L128 44V42L130 41V40H128L129 38L127 37V38H125L126 36H125V34H127V32H125V34H124V39L123 40H125V42H123V41H121L120 43H121V46L119 45V44H117V43H119L118 41L120 40V38H123V37H120L122 34L121 33H119V37H117V36H115V41H117V46L119 47H121L122 48V50L124 49V47L123 46H125V44H126V46H125V49H126V51L123 53V51L122 50H120V51H122V55H124L123 57H122V55H121V52H119V53H117L119 50H117V54H119V55H117L118 57H117V59L118 60H116V54L114 55V50L115 49H113L114 47L115 48H118V47H116V46H113V50H110L112 53H113V57L115 56V59L111 62V60H110V58H113V57H111V56H109V55H111L112 53L111 52H109L108 53V51H107V53L105 52V53H103L104 51H105V47H106V44H105V42H103V41H101V45L100 44H97L96 43V39H97V37H99V36H97V37H91V39L93 38V40H92V43H91V41H90V45H91V48H90V46L88 47L87 46V49L85 48V50H87V52H89V53H87L86 51V54H84L85 52H81V50L83 51L84 50V48H82L83 47V45H82V47H81V44H80V42L78 43V46L76 45L77 43H74L73 41H75V42H78V41H80L79 39L81 38H79V39H77V40H75L76 39V37L77 36H75V37H73L72 36V34L69 32H67V30H68V28L69 27H67L69 24L68 23H66L65 21H63V20H61V22H62V24H64V25H66V26H64L63 25V27H64V29L62 28V24H61V22H59V20L55 17V14H54V11H53V7L52 6H54L53 5V3L51 4V5H47V2H44V4L42 5V2H40L39 4H38V6L36 5V4H34V5H30V6H28L27 7V13H26V17H25V19H23V21H22V19L20 20V18L21 17H18V16H16L17 18H15L14 16H15V3H14ZM18 2H21V1H18ZM22 4V3H21ZM11 5V6H10ZM21 6V5H20ZM6 9H8L9 11V13H7V10ZM14 11V12H13ZM4 12H3V14H4ZM11 13L13 14V15H11ZM5 14V15H6ZM28 15V16H27ZM3 16V17H2ZM5 17H7V18H5ZM4 18V19H3ZM19 19V20H18ZM65 22V23H64ZM65 27L67 28V30L65 29ZM69 31V30H68ZM69 35H71V36H69ZM67 36H68V38H67ZM128 36V35H127ZM69 37H72L71 39L72 40H68V39H70ZM79 37V36H78ZM77 37V38H78ZM73 38H74V40H73ZM85 38V37H84ZM84 38H81V41L84 39ZM88 38V37H87ZM119 38V39H118ZM90 39V38H89ZM90 39V40H91ZM101 39V38H100ZM118 39V40H117ZM126 39H127V43H126ZM122 40V39H121ZM69 41H71V42H69ZM95 41V42H94ZM97 42H98V39H97ZM73 45H71V44ZM74 43V44H73ZM123 43H125V44H123ZM69 44L72 46H70L71 47V49L72 48H74V47H76V48H74L75 50L76 49H78L77 47H80V50L78 49V50H76L77 51V53H76V51L74 52V53H72V51H73V49L72 50H69L68 49V47H69ZM94 44H96V45H94ZM67 45H68V47H67ZM80 45V46H79ZM105 47H104V46ZM96 46H98L97 48H99V46H100V48H101V46H102V50H104V51H100L99 52V54L95 51V49H96ZM110 46V45H109ZM92 47L94 48V49H92ZM128 47H130V45L128 46ZM89 48V49H88ZM110 49H111V46H110ZM120 49V48H119ZM89 50V51H88ZM90 50L93 52V54H95V52H96V54H98V55H95L96 57H91L92 56V52L90 53ZM97 51H98V49H96ZM99 50H101V49H99ZM107 50V49H106ZM108 50H109V48H108ZM128 50V51H127ZM79 51L81 52V53H79ZM137 51V52H136ZM102 52V53H101ZM127 52H131V53H127ZM83 54V55H79V56H77V54ZM151 53V54H150ZM87 54L89 55V56H87ZM103 54H104V56H103ZM105 54L107 55V56H105ZM130 54L131 55H133V56H130ZM144 54H147L146 56H147V58L145 57V55ZM74 55V56H73ZM85 55V56H84ZM121 55V57H119ZM129 55V56H128ZM140 55V56H139ZM151 55V56H150ZM80 56H84L85 58H88L89 59V57H90V59H95L94 61H92V60H88V61H92V62H90V64L91 63H93L94 65H100V63H102L103 64V62H105L106 63V61H110V63H111V69H110V65L108 64V65H106V64H104V65H102L101 67V69H100V67L99 66H94V67H91V66H93L92 64H91V66L90 65H87V60L85 61V58L83 59L82 57L81 58H79L80 59V62H79V59H78V57H80ZM97 56H98V58H97ZM108 56H109V58H108ZM125 56H126V59H125ZM135 56V57H134ZM137 56V57H136ZM127 57H131V59H133V60H131L130 58H128L127 59ZM141 57V58H140ZM103 59V61L101 60H99V59ZM106 58H108L107 60H105ZM136 58V59H135ZM137 58H138V60L139 59H143L142 60V63H141V60L138 62L137 61ZM78 59V60H77ZM126 60V62H128V61H130L129 62V64L128 63H126L125 62V60ZM134 59H135V61H137L136 62V64H137V66L136 65H134L135 67H134V69H135V72L133 71L134 69H132V67H131V70L133 71V72H129L130 71V69H129V71H127V69L128 68H130L128 65H132V64H130V63H132V61H133V63H134ZM81 60H83L82 62H81ZM120 60V62H118L117 63V61H119ZM122 60V61H121ZM128 60V61H127ZM97 61H99V62H97ZM125 62V64H124V62ZM84 62V63H83ZM122 62V63H121ZM81 63V64H80ZM82 63L85 65V63H86V65H85V67L87 66V72L88 73H90V70H88V67L91 69V71L93 72V70L94 69H97L98 70V67H99V70H101V73H103V74H101V75H99V73H98V71L97 72H95V75H93V73L91 72V75L92 76H95L96 77V75H97V77H100V78H96L95 79V77H92L93 79H95V80H98L96 83L94 82V83H92L93 82V80H92V78L90 79V77L89 76H91L90 74H89V76H87L88 75V73H85L86 71V69H84V65H82ZM138 63L140 64H142V66H141V64H140V66H138ZM89 64V63H88ZM112 64H114V65H117L118 66V68H121V73H120V71H119V73L120 74H118V72H116L115 73V71H118L119 69L116 67V66H113ZM123 65V66H122ZM125 65V66H124ZM82 66V67H81ZM109 66V67H108ZM114 67V73H113V67ZM126 66H128V68L126 67ZM133 66V65H132ZM108 67V68H107ZM123 67H125V68H123ZM94 68V69H93ZM103 68H104V70H106V71H108V72H104V70H103ZM127 68V69H126ZM138 68V69H137ZM144 68H145V70H144ZM117 69V70H116ZM136 69H137V71H136ZM143 70V71H141V70ZM123 70V71H122ZM126 70V71H125ZM148 71L147 73L145 72V71ZM84 71V72H83ZM94 71H96V70H94ZM109 71H110V73H111V75H109V77H108V82H110V84H108V82H106V80H107V76H108V73H109ZM100 72V71H99ZM122 72H125V73H122ZM144 72V73H143ZM84 75H83V74ZM109 73V74H110ZM126 73H127V75L128 76H130V77H128L127 75H126ZM133 73H135V76L133 75ZM141 73V74H140ZM146 73V74H145ZM87 74V75H86ZM113 74V75H112ZM124 74H125V78L126 77H128L129 78V80H128V78L127 79H125L124 78V80L122 79L123 78V76H124ZM133 76H132V75ZM137 74H139V76H140V78H142V75H143V77H145L146 78V80H149V81H147L146 82V80H141L140 79V81H139V83H140V86L138 87H136L135 88V85L136 84H138V83H136L138 80H139V76L137 75ZM103 75V76H102ZM117 75V77L115 78V76ZM118 75H120V77H119V79H118ZM122 75V76H121ZM136 75H137V77H136ZM104 76H105V78H104ZM114 77V79H115V82H114V79H109V78H113ZM131 78H132V80H131ZM133 78H135L134 80H135V83H133L134 82V80H133ZM136 78H137V80H136ZM148 78V79H147ZM105 79V85H103L102 86V81ZM116 79L117 80H121V81H125V82H127L126 84H129V85H131V84H133L132 86H134V90H132L133 88H132V86H129V85H127L129 88L127 89V87H126V84L125 83H122V82H119V83H122V84H117L118 82H116ZM90 80H92V82H90ZM94 80V81H95ZM100 80H101V84H100ZM127 80V81H126ZM5 81V82H4ZM19 81V82H18ZM131 81H132V83H131ZM142 81H144V82H142ZM9 82H10V84L11 83H13V84H11V86H10V84H9ZM146 82V83H145ZM150 82H151V84L152 85H150ZM20 83V84H19ZM108 85H107V84ZM113 85H112V84ZM4 84L7 86V88H6V86H5V88H4ZM7 84H9V85H7ZM100 84V85H99ZM123 84H125V85H123ZM14 85V86H13ZM148 85H150L149 87H148ZM9 86H10V88H9ZM22 86H23V88H22ZM146 86L148 87V88H146ZM2 87H3V89H2ZM131 87V88H130ZM140 87L142 88V89H140ZM20 88H22V89H20ZM143 88H144V90H143ZM2 89V90H1ZM140 89V90H139ZM145 89H146V91H145ZM150 89V92L149 93H147L148 92V90ZM128 90V91H127ZM136 90V91H135ZM19 91H20V94H18L19 93ZM22 91V92H21ZM137 91H139V92H137ZM143 91V92H142ZM145 91V92H144ZM18 92V93H17ZM147 93V94H146ZM16 94H18V95H16ZM151 94H152V96H151ZM118 95H119V98L121 99V97L125 100V99H128L129 97H132L131 99H128V100H134V101H132V103H131V105H127V104H129L128 102V100H126V101H128L127 102V104H125L124 102H126V101H120L119 99H116L117 97H118ZM120 95H121V97H120ZM0 97V105H2V100H4L5 101V99L3 98V97ZM12 96H13V94H12ZM18 97V98H17ZM100 97H102L101 99H100ZM124 97H128V98H124ZM150 97H152V98H150ZM2 98V99H1ZM9 98H10V100H9ZM15 98V99H14ZM96 98H99V99H96ZM104 98V99H103ZM106 98V99H105ZM112 98H115L116 99V101L117 102H115V101H113V100H115V99H112ZM23 99V103L25 102L26 103V105H22V106H20L19 104L21 103V100ZM77 99V100H76ZM108 99V100H107ZM123 99H121V100H123ZM152 101H151V100ZM17 100H18V103L19 104H16V103H14V102H17ZM31 100V101H30ZM97 100V101H96ZM99 100V101H98ZM105 100V101H104ZM4 101H3V104H4ZM102 101H103V103H102ZM109 101V102H108ZM135 101H137V102H135ZM31 102H32V104H31ZM99 102V103H98ZM112 102V103H111ZM113 102H115L116 104L118 103V106H116L117 108H121L122 106L124 107L123 108V111H126V108H127V106H132V104L134 105L135 103H136V105L133 107V110H131V111H129L128 109H132V107L131 108H127V111L129 112V113H127V112H122V108L120 109V111H121V113H119V110H118V112H115L114 110H112L113 112H115L116 114L117 113H119L120 114V117H118V115L116 116L117 117V119H122L123 118V120H119V122L120 123H117L118 122V120H116V117H115V115H114V113H112V112H110L111 110H109L110 108H114L115 109V106L114 107H112V106H110V105H113L114 103ZM123 102V103H122ZM14 103V104H13ZM24 103V104H25ZM60 103V104H59ZM96 103H97V105H96ZM125 104V105H122V104ZM22 104V103H21ZM38 104V105H37ZM41 104V105H40ZM46 104V105H45ZM95 104V105H94ZM98 104H99V108L97 109V107H98ZM110 104V105H109ZM115 104V105H116ZM137 104H139V105H137ZM164 105V107H166L165 108V110L167 109H169L170 108V105H167L168 103H163ZM5 105V104H4ZM4 105H3V107H4ZM14 105H16V106H14ZM19 105V106H18ZM33 105V106H32ZM37 105V106H36ZM83 105V106H82ZM127 105V106H126ZM25 106H26V108H25ZM29 106V107H28ZM46 106V107H45ZM94 106V107H93ZM95 106H96V108H95ZM100 106H101V108L102 107H104L105 108V111H106V109H107V111L109 110V112L110 113H112L113 114V116H114V118H115V120H114V118H112L113 120H114V122H113V120L111 119V118H109L110 120V122L112 123V125H113V129H112V125H109V124H107L109 121L106 119V120H104L107 116H110L109 114L107 115V113H109V112H105L106 114H104L105 116L101 119L102 121H100L99 119L101 118L100 117V114H99V109L100 110H104V108H100ZM105 106H109L108 108L107 107H105ZM136 106H138L139 108H140V110H138V111H140V113L138 114V113H136L137 112V110L135 109V108H138V107H136ZM14 107H16V109L14 108ZM19 107H21L20 109H19ZM82 107V108H81ZM86 109H85V108ZM93 107V108H92ZM150 107V108H149ZM151 107H152V109H151ZM169 107V108H168ZM28 108V109H27ZM47 108V109H46ZM92 108V109H91ZM148 108H149V111L151 112V110H152V112L150 113L149 111H148ZM21 110V111H19V110ZM24 109V110H23ZM25 109L28 111V113H27V111H25ZM34 109H36V110H34ZM93 109H95L96 111H98V114L99 115H97L96 113V111L95 110H93ZM9 110H11V112H12V114L14 115H11V112H9ZM51 110H52V112H51ZM145 110V111H144ZM147 110V111H146ZM163 110H164V108H163ZM164 110V111H165ZM169 110H171V109H169ZM168 110V111H169ZM1 111H2V113H1ZM5 111H8L7 112V114H5L6 112ZM50 111V112H49ZM56 111V112H55ZM91 111H93V112H96V113H93V112H91ZM142 111V112H141ZM144 111V112H143ZM163 111V112H164ZM24 112V113H23ZM59 112V113H58ZM65 112H66V114H65ZM91 112V113H90ZM102 112V111H101ZM100 112V113H101ZM103 112V113H104ZM148 112H149V114H151V115H149L148 114ZM167 112V111H166ZM10 113V114H9ZM16 113V114H15ZM22 115V113H23V115L21 116L20 114ZM26 113V114H25ZM32 113V114H31ZM36 115H35V114ZM93 113V114H92ZM102 113V114H103ZM122 113H124V114H122ZM131 113V114H130ZM132 113L134 114V115H132ZM136 113V114H135ZM144 113H146V114H148L147 116L144 114ZM165 113V112H164ZM163 113V115H167V113H165L164 114ZM170 113V112H169ZM4 114V115H3ZM25 114V115H24ZM38 114V115H37ZM96 114V115H95ZM121 114H122V116H121ZM132 115V117L130 116V115ZM141 114H143V115H145V116H143V115H141ZM8 115H10L11 117H9ZM17 115H19V116H17ZM89 115V116H88ZM94 115V116H93ZM126 115H127V117H126ZM128 115H129V117H128ZM135 115H139V117H136ZM5 116H8L9 118H7V117H5ZM33 116V117H32ZM36 116V117H35ZM39 116V117H38ZM91 116V117H90ZM95 116H97V117H95ZM20 117H22L21 118V120H20ZM56 117V118H55ZM110 117H112V115L110 116ZM124 117H126V118H124ZM130 117H131V119H133L132 121H134L135 122V120H137V124H138V121L140 122L138 125L136 124V122H135V126H140V129H139V131H140V133H139V131L137 132L138 134L137 135H139L138 136V138H139V141L141 140V143L138 141V140H136V139H134L133 140V138H132V134H131V136H130V134L128 133L126 136H125V132H128L129 130H124V125H126L125 127L127 128L128 126H129V124H124L123 125V122H121V121H124V123L126 122V123H128L127 121L129 120V122H131L130 121ZM140 117H142V118H140ZM165 117V116H164ZM84 118V119H83ZM89 118H92V119H94V120H92V119H90L89 120ZM96 118V119H95ZM129 118V119H128ZM167 118H169V116H166L165 117V119H167ZM32 119V120H31ZM64 119H65V121H67V123H71L70 125H68V124H65L66 122H64ZM135 119V120H134ZM142 119V120H141ZM6 120H8L7 122H6ZM16 120H17V122H16ZM37 122H36V121ZM88 120V121H87ZM103 120L104 121H108L107 123H105V124H107V126L109 125L111 128L109 129L108 127H106L102 122H103ZM127 120V121H126ZM141 120V121H140ZM5 121V122H4ZM14 121V123H11V122H13ZM96 121H98V124H97V122ZM100 121V122H99ZM22 122V123H21ZM61 122H62V124H61ZM64 122V123H63ZM7 123V124H6ZM8 123H10V125L8 124ZM35 123V124H34ZM42 123H44V124H42ZM46 123H48V125L46 124ZM87 123V124H86ZM110 123V124H111ZM116 123V124H118V126L120 127V129H121V131L122 132H120V130L118 131L120 134H117L116 133V131H117V126H115L114 124ZM121 123H122V125H123V127H122V125H121ZM152 123V124H151ZM6 126H5V125ZM11 124H13V125H11ZM17 124H18V126H17ZM20 124V125H19ZM23 124V125H22ZM77 124V125H76ZM93 124V125H92ZM97 124V125H96ZM25 125V126H24ZM42 125V126H41ZM61 125V126H60ZM63 125H65V126H67V127H65V126H63ZM72 125V126H71ZM90 125H92V126H90ZM98 125L99 126H103L104 125V127H102L103 129V131L101 130V127H99V128H97L98 127ZM128 125V126H127ZM9 126H10V128H9ZM24 126V127H23ZM39 126V127H38ZM51 126H53V127H51ZM70 126L72 127V128H70ZM86 126H87V128H86ZM89 126V127H88ZM7 129H6V128ZM61 127V128H60ZM63 127H64V130H62L63 129ZM83 127V128H82ZM122 127V128H121ZM4 128H5V132H7V133H5L4 132ZM8 128H9V130L11 131H9L8 130ZM21 128V129H20ZM23 128V129H22ZM57 128V129H56ZM73 128H74V130H73ZM85 128V129H84ZM129 129H130V126L128 127ZM47 129H48V131H47ZM52 129H54V130H52ZM98 129V130H97ZM104 129H105V131H104ZM110 130V132H112L114 135H115V133L117 134V136L118 137H116V135H115V137H114V140H113V134L111 135V133L108 131V130ZM111 129H112V131H111ZM116 129V130H115ZM125 131H123V130ZM142 129V130H141ZM1 130H3V131H1ZM20 130V131H19ZM51 130H52V132H51ZM89 130V131H88ZM92 130V131H91ZM113 130H115V133L113 132ZM135 130V129H134ZM130 130V131H133V133H136L135 131L137 130ZM44 131V132H43ZM84 131V132H83ZM88 131V132H87ZM102 131V132H101ZM109 132V135H111V136H108V134H106V133H104V132ZM4 132V134H2ZM31 134H30V133ZM33 132V133H32ZM69 132V133H68ZM78 132V133H77ZM96 132H98V134L96 133ZM72 133V134H71ZM84 133H86V134H84ZM91 133V134H90ZM175 134H177L178 136H179V138H178V136L177 135H175V134H171V135H173V137L175 138V140L176 139H178V141L176 142V145L177 144H180V143H178V142H180V135H179V133L177 132H174ZM13 134V135H12ZM51 136H50V135ZM66 134H68V135H66ZM80 134H82V135H80ZM123 134V135H122ZM4 135H6V136H4ZM31 135V136H30ZM48 135H49V137H48ZM64 135V136H63ZM91 135V136H90ZM4 138H3V137ZM36 136H38L37 138H36ZM47 136V137H46ZM125 136V137H124ZM130 136V138H128ZM167 136V135H166ZM177 136V137H176ZM40 137V138H39ZM98 140H95V138ZM98 137V138H97ZM101 139H100V138ZM135 137L137 138V136H136V134H135ZM2 138V139H1ZM25 138V139H24ZM66 138V139H65ZM81 138V139H80ZM83 138V139H82ZM132 138V140L134 141V143L137 141V143L140 145L141 144V147L139 148V145L137 146V143H135L136 145V147L137 148H139V150H138V152H137V154H133V153H131L132 151L130 150L131 148H133V142H131L132 140H130ZM88 139V140H87ZM116 139V140H115ZM126 139V140H125ZM129 139V140H128ZM165 139V141H166V138H163V140ZM64 140V141H63ZM69 140V141H68ZM128 140V141H127ZM163 140H160L159 142L161 143V141H163ZM13 143H12V142ZM132 143V144H130V142ZM165 141H163L162 142V144L163 143H165V146L164 147H166V142ZM28 142V143H27ZM34 142V143H33ZM45 142V143H44ZM77 142H78V144H79V142L80 143H82V144H80V145H78L77 144ZM99 142V143H98ZM107 142V143H106ZM111 142V143H110ZM126 142H129V143H126ZM2 143V144H1ZM8 143H10V144H8ZM26 143V144H25ZM44 143V144H43ZM59 143H61L62 144V146H61V144H59ZM75 143H76V145H75ZM14 144V145H13ZM17 144H23V145H21V147L19 146V145H17ZM31 144V145H30ZM47 144V145H46ZM58 144V145H57ZM63 144H64V146H63ZM68 144V145H67ZM74 144V145H73ZM92 144V145H91ZM118 144H120V145H118ZM10 147H9V146ZM16 145V146H15ZM25 145H28V148H27V146H25ZM38 145V146H37ZM83 145V146H82ZM164 145V144H163ZM14 146V147H13ZM25 146V147H24ZM31 146V147H30ZM76 146H77V148H76ZM107 146V147H106ZM121 146V147H120ZM131 147L130 149H129V147ZM3 147V148H2ZM11 149V150H9V148ZM12 147V148H11ZM16 147H18V148H16ZM23 147V148H22ZM48 147V148H47ZM55 149H54V148ZM91 147V148H90ZM109 147V148H108ZM111 147V148H110ZM19 148L21 149L20 151H19ZM31 148V149H30ZM39 148V149H38ZM61 148V149H60ZM67 148V149H66ZM79 148V149H78ZM127 148V149H126ZM137 148H136V151H137ZM151 148V149H150ZM18 150V152H16L17 150ZM23 149H26L25 151L23 150ZM60 149V150H59ZM75 149V150H74ZM78 149V150H77ZM105 149V150H104ZM119 149V150H118ZM124 149V150H123ZM133 149H135V147L133 148ZM148 149H150L149 151H147ZM2 150H3V152H2ZM4 150H6L5 152H4ZM9 150V151H8ZM13 150V151H12ZM15 150V151H14ZM27 150H28V152L29 153H27ZM30 150H31V152H30ZM40 150V151H39ZM43 150H44V155L45 156H43V154H42V152H43ZM111 150V151H110ZM141 150V152H139ZM151 150H152V153H151ZM8 151V152H7ZM38 151V152H37ZM75 151V152H74ZM83 151V152H82ZM90 151V152H89ZM92 151H93V153H92ZM95 151V152H94ZM121 151H123V152H121ZM135 151V150H134ZM12 152H14V153H16V154H14V153H12ZM21 152H22V155H21ZM52 152V153H51ZM82 152V153H81ZM10 154V155H8V154ZM26 155H25V154ZM32 153V154H31ZM51 153V154H50ZM67 153V154H66ZM70 153H73V154H70ZM77 153V154H76ZM83 153H85V154H83ZM122 153V154H121ZM131 153V154H130ZM135 153V152H134ZM149 153H151V154H149ZM3 154L5 155V156H8L7 158H4L3 157ZM25 155V157H24V155ZM29 156H28V155ZM47 154V155H46ZM52 154H54V155H52ZM76 154V155H75ZM80 154V155H79ZM92 154V155H91ZM98 154H99V156H98ZM102 154V155H101ZM125 154V155H124ZM20 155V156H19ZM32 155V156H31ZM37 155H39V156H37ZM50 155H51V157H50ZM56 155H57V157H56ZM62 155V156H61ZM65 155V156H64ZM77 155H79V156H77ZM85 157H84V156ZM121 155V156H120ZM13 156V157H12ZM16 156H18V158L16 157ZM23 156V157H22ZM26 156H28L27 158L29 159V161H27L28 159L26 158ZM42 156V157H41ZM49 156V158L52 160L51 162L52 163H50V159H48L49 160V163H50V165H48L49 163L48 162H46L45 163V165L43 164L44 162V160L45 161H48L47 160V157ZM54 156V157H53ZM69 156V158H66V157H68ZM105 156V157H104ZM110 156H112V158H113V156H115L113 159L110 157ZM131 156V157H132ZM149 156H150V158H149ZM9 157H11V158H14V159H16V160H14L13 159V161L9 164V162L11 161V158H10V160H9ZM20 157H21V159H20ZM30 157H31V159H30ZM38 157V158H37ZM59 157V158H58ZM78 157V158H77ZM82 157V158H81ZM101 157V158H100ZM107 157H108V159H107ZM134 157H132L133 159H134ZM22 158H23V160H22ZM27 160H26V159ZM41 158V159H40ZM46 158V159H45ZM58 158V159H57ZM63 158V159H62ZM119 158V159H118ZM123 158V159H122ZM127 158V159H126ZM136 158H138V156L136 157ZM135 158V159H136ZM36 159V160H35ZM62 159V160H61ZM74 159V160H73ZM83 159V160H82ZM105 159H107V161L105 160ZM109 159H111V160H109ZM123 161H122V160ZM152 159V160H151ZM7 160H9V161H7ZM20 160V161H19ZM22 160V161H21ZM40 160H42L41 162H39ZM67 160V161H66ZM70 161V163H69V161ZM90 160V161H89ZM101 160V162H99ZM102 160L104 161L103 163H102ZM113 160V162H112V164H110L111 163V161ZM131 160H132V162H131ZM54 161V162H53ZM56 161H57V163H56ZM80 161V162H79ZM82 161V162H81ZM88 161L89 162H91V163H88ZM93 161V162H92ZM97 161H98V163L100 164V166H99V168L101 167V169L99 170V171H102L103 169L102 168H106V166L108 167L107 169H109V167H110V170H108V171H106L105 170V168H104V171H106V174L108 175H104V173H102L101 175H103L104 176V178H103V180L105 181V179L107 180V181H101V177H100V175L98 176V174L97 175H94L95 173H93L92 171H94V170H96V168L95 167H97L98 168V166H95L96 164L98 165V163H97ZM3 162H2V164H3ZM5 162H4V164H5ZM72 162H73V165H72ZM76 162V163H75ZM106 162H110L109 163V165L106 163ZM1 163V162H0ZM38 163H40V164H38ZM48 163V164H47ZM66 163V164H65ZM71 164V165H69V164ZM75 163V164H74ZM89 165H88V164ZM93 163V164H92ZM102 163V164H101ZM106 163V164H105ZM114 163V164H113ZM5 164V165H6ZM78 164H79V166H78ZM87 164V165H86ZM94 166H92V165ZM5 165H2V167H1V164H0V172H2L1 171V169H3V172H4V169H5V167H7V165L5 166ZM36 165V166H35ZM42 165V166H41ZM54 165H56V166H54ZM64 165V166H63ZM82 165H84V166H82ZM93 167V169H92V167ZM104 165H106V166H104ZM111 165H113V166H111ZM115 165H117L115 168H114V166ZM120 167H119V166ZM5 166V167H4ZM35 167V169H34V167ZM47 168H46V167ZM61 166V167H60ZM75 167V168H72V167ZM77 166H78V168H77ZM86 166V167H85ZM89 168H88V167ZM103 166V167H102ZM111 167H113V168H111ZM31 168V169H32ZM39 168V170H37V169ZM44 168V170H45V172H44V170H42V169ZM84 168V169H83ZM88 168V169H87ZM98 168V169H99ZM119 168H121L120 170H119ZM71 169V170H70ZM77 169V170H76ZM83 169V171H84V173L85 174H83L82 172V174H83V176L80 174V172H78V171H81ZM114 169V170H113ZM124 169V170H123ZM127 169V170H126ZM143 169V168H142ZM35 170V171H34ZM37 170V171H36ZM40 170H41V172H40ZM54 170V171H53ZM121 171L122 170V173H123V176H122V174L120 173V175H121V177L119 176V171ZM129 170H130V172H129ZM144 170V169H143ZM34 171V172H33ZM43 171V172H42ZM52 171V172H51ZM70 171L72 172V174L73 175H71V173H70ZM89 171V172H88ZM116 171V172H115ZM124 171V172H123ZM2 172V173H3ZM36 172V173H35ZM37 172H38V175H37ZM62 172V173H61ZM66 172H67V174H66ZM95 172V171H94ZM107 172H109V174L107 173ZM111 172V173H110ZM113 172V173H112ZM158 172H161V171H158ZM2 173H0V174H2ZM40 173V174H39ZM46 173V174H45ZM54 173V174H53ZM58 173V174H57ZM90 173H91V175H90ZM93 173V174H92ZM101 173V172H100ZM118 173V174H117ZM128 175H127V174ZM42 174H43V176H42ZM57 174V175H56ZM67 175V178L65 177L66 175ZM69 174L71 175V176H69ZM77 174H79V175H77ZM112 174H114V176L112 175ZM132 174V175H131ZM49 175V176H48ZM53 175H55L54 177L55 178H57V179H54V178H52L51 176H53ZM76 175V176H75ZM87 175V176H86ZM88 175H90V176H88ZM93 175V176H92ZM129 176V178L128 177H125V176ZM39 176V177H38ZM57 176V177H56ZM79 178H78V177ZM81 176V177H80ZM95 176H97L98 178H99V183L97 182L96 183V181H98V178L95 180V179H90L91 177L92 178H94ZM116 176V177H115ZM48 177V178H47ZM61 177V178H60ZM62 177L64 178V179H62ZM74 177V178H73ZM84 177V178H83ZM87 177V178H86ZM88 177H90L89 179H88ZM118 177V178H117ZM168 177V178H167ZM37 178V179H36ZM47 178V179H46ZM52 178V179H51ZM76 178V179H75ZM108 178V179H107ZM164 178H165V182H164V184H167V186H168V183H169V189L170 190H172L173 191V189L175 190V187H176V181L174 180V181H172V180H169V179H171L170 178V176H167V175H165L164 174ZM80 179V180H79ZM83 179V181L84 180H89V182H86V181H84L85 183H86V185H85V183L84 182H82L81 180ZM120 179V180H119ZM122 179V180H121ZM123 179H125V181L123 180ZM131 179V178H130ZM167 179V180H166ZM41 182H40V181ZM70 180V181H71ZM76 180V181H75ZM87 180V181H88ZM90 180H91V182H90ZM93 180V181H92ZM118 180V181H117ZM126 180H129V181H126ZM132 181H134L133 180V177H132V179H131ZM192 180H194V181H192ZM189 179L188 180V182H187V184H186V187H187V189H186V191L184 192V194L182 195V197H184V198H182L183 200H184V204H186V205H184V206H186V211H187V213L186 214H192V215H194V213H197L198 212V214H195L194 216L195 217H193L192 215V221H190L191 220V218L189 219V214L188 215H186V218H185V221H186V223H185V225H187V226H182V225H184V223L182 224V222L180 223L181 224V226L182 227H187L186 228V230H187V232H189L188 234H190V232L191 233H193V235H191L190 234V236L188 235L187 237H189V238H193L194 237V234L196 235L195 237H196V239L197 238H204L203 240L201 239L200 241H203L205 244H207V242H209L208 240H210L212 237H214L216 234H218L219 232H217L216 234H214V233H212L213 232V230H212V232H211V230H208V228H210L211 227V229H212V227L213 226H210L211 224H209V226L207 225L208 223H207V221H210V220H212V219H214V220H212V221H210V223L211 222H213L212 223V225L214 224V225H216L217 224V222H214V221H219L218 222V225H219V223H220V219L218 218V217H220V214H219V216L217 217V215H218V211H216L215 210V208H218V201L219 200H221V201H223L224 200V202H225V200H226V202L225 203H227V204H229L230 203V205L231 206H233V208H232V210L230 211V212H233V210L234 209H237L238 207V209H240V207L242 208V206H239L238 204H240V202L241 201H243V203L245 202V198H247V200L249 199V197H251L252 196V194H253V191H254V195L257 197L258 195H259V192H258V189H259V187L257 188H255V186L256 185H261V188L262 189H259V190H264L263 189V183L261 184H259L258 182H260V181H254L255 183H250L252 180H244V181H247L246 183L245 182H243V181H241L242 182V184L244 183V185L241 187L240 185H238V184H241V183H239L238 181V184H237V182H236V180L234 181V179H228V181H227V179L226 180H223V181H227L226 183L228 184H226V183H223L224 185H226L224 188L225 189H221V190H224V192H225V190H226V193L228 192V193H230L231 191V193L230 194H234L233 196L232 195H230V194H228V196H227V194L226 193H224L223 191H220L219 190V192H221V193H219V194H221V195H218L217 193V190H215V192L213 191V189L212 188H210V189H208V188H205V189H208V191H209V194H208V196H210V198L209 197H207V196H204V195H207V193H208V191L207 190H202V189H204V188H199V187H194V186H196L197 184L199 185V184H203V183H208L209 182V184L211 183L210 181H212V183L211 184H213V182L214 183H218L219 184V182H222L221 180H219V182H215L216 180H201V179H197V178H193V179ZM196 180H197V183H196ZM201 180V182L199 183V181ZM28 181L31 183H28ZM80 181V182H79ZM122 181V182H121ZM169 181V182H168ZM192 181V182H191ZM205 181V182H204ZM249 181V182H248ZM252 181V182H253ZM9 183H10V181H8ZM43 182V183H42ZM45 182V183H44ZM55 182H53L54 184H55ZM71 182V183H72ZM83 184H82V183ZM107 182H109V183H107ZM113 182V183H112ZM125 182H127L128 184H129V186L131 185V186H133L132 187V190H131V188H130V190L131 191H129V186L128 185H126V183ZM195 182V183H194ZM232 184V186L231 185H229L230 183ZM233 182V183H232ZM262 182V181H261ZM9 183H8V185H9ZM26 183V182H25ZM33 183V184H32ZM37 183V184H36ZM40 183V184H39ZM74 183V184H75ZM79 183H81V185L79 184ZM93 183H95L94 185H95V187L96 188H94V190H93ZM101 183H103L101 186H100V184ZM104 183H107V184H104ZM119 183H121V184H119ZM132 183V184H131ZM191 183L193 184V185H191ZM234 183L236 184V185H234ZM250 183V184H249ZM256 183H258V184H256ZM16 184H18V182L17 183H15V184H11L10 183V185H11V187H10V185H9V188H11L12 189V187H13V185H16ZM35 184H36V186H35ZM45 186H44V185ZM60 184V183H59ZM58 184V185H59ZM73 184V185H74ZM91 184V185H90ZM137 184V185H138ZM141 184V185H140ZM248 184H249V186H248ZM253 184V185H252ZM256 184V185H255ZM25 185L26 184H24V187H25ZM28 185V186H29ZM38 185H39V189H38ZM213 185H215V184H213ZM43 186V187H42ZM57 186V185H56ZM76 186V185H75ZM82 186H83V188H82ZM92 188H91V187ZM100 186V187H99ZM103 186V187H102ZM105 186H107V187H105ZM109 186V187H108ZM124 186V187H123ZM128 186V187H127ZM130 186V187H131ZM194 188H193V187ZM230 186V187H229ZM234 186V187H233ZM235 186H236V188H235ZM238 186V187H237ZM263 186V187H262ZM15 187V186H14ZM19 186H17L16 187V189L18 188ZM23 187V188H24ZM74 187V186H73ZM102 187V188H101ZM105 187V189H103ZM111 187V189H108V188H110ZM240 187H241V189H240ZM243 187H245L246 188V190L245 189H243ZM100 189V191H99V189ZM199 188V189H198ZM232 188H234V189H232ZM249 188V189H248ZM250 188H252V189H250ZM253 188H255L254 190H253ZM14 189V188H13ZM11 190L10 192H12V193H21V188H20V191H19V189H14V190ZM90 189V191H88ZM96 189H97V193L99 194H97L95 191H96ZM114 189V190H113ZM196 189V190H195ZM230 189H232V190H230ZM238 189V191H234V190H237ZM256 189H257V192H258V195L256 194ZM106 190H108V191H106ZM112 190V191H111ZM126 190V191H125ZM188 190V191H187ZM195 190V191H194ZM198 190V191H197ZM199 190H200V192H203V195L202 194H200V193H198L199 192ZM210 190H212V191H210ZM228 190V191H227ZM243 190V191H242ZM247 190H249L248 192H247ZM250 190H253L252 191V193H250L251 191ZM13 191H15V192H13ZM19 191V192H18ZM73 191H74V188L72 189V193H71V196H72V194H73ZM113 191H115V193L113 192ZM195 192V197H194V192ZM205 191H207L206 193H205ZM23 192H25V191H23ZM74 192V193H75ZM95 192V193H94ZM102 192V193H101ZM108 192L111 194V192H113L111 195H109L108 194ZM193 192V193H192ZM235 192V193H234ZM242 192V193H241ZM246 194H245V193ZM262 192V191H261ZM260 192V193H261ZM173 192H171V193H169V197H168V199H169V202L171 203V201L173 200L172 199V197H171V194H172ZM213 193H214V195L216 194V197L213 195ZM244 193V194H243ZM24 194V193H23ZM22 194V195H23ZM56 194V193H55ZM128 194V195H127ZM140 194V195H141ZM151 194H152V196H154V198L153 197H151ZM192 194V195H191ZM225 195L226 194V196H227V198H226V196H223V195ZM235 194H237V195H235ZM242 196H241V195ZM90 195V197L92 198V196ZM118 195V196H117ZM125 195V196H124ZM200 195V196H199ZM202 195V196H201ZM211 195H212V197H211ZM217 195H218V198H217ZM146 196V197H145ZM204 196V198H202V200L200 199L201 197H203ZM221 196V197H220ZM240 196V198L238 199V197ZM248 196V197H247ZM255 196H254V198H255ZM260 196V195H259ZM258 196V197H259ZM89 197V196H88ZM90 197H89V199H90ZM108 197V198H107ZM121 197V198H120ZM123 197V198H122ZM125 197V198H124ZM130 197V198H129ZM207 197V198H206ZM214 197V198H213ZM229 197H231V198H229ZM235 197H236V200H235ZM241 197H242V200H241ZM253 197V196H252ZM252 197H251V199H252ZM140 198H141V196H140ZM157 200H156V199ZM179 198V197H178ZM213 198V200H211ZM217 198V199H216ZM254 198L252 199V201H255L256 200V198H255V200H254ZM121 199V200H120ZM123 199H126V200H123ZM145 199V200H144ZM153 199H155L154 201H153ZM195 199V200H194ZM197 199H200V200H197ZM205 199V201H203ZM207 199L208 200H211V201H207ZM244 199V200H243ZM251 199H249L250 201H251ZM71 200V199H70ZM91 200V199H90ZM147 200H148V202H147ZM179 200V199H178ZM216 200V201H215ZM231 200V201H230ZM233 200V201H232ZM246 200V201H247ZM248 200V201H249ZM120 201H122V202H120ZM124 201V202H123ZM140 201V200H139ZM141 201H142V199H141ZM155 201H158V202H155ZM196 202V203H193V202ZM207 201V202H206ZM228 201H229V203H228ZM237 201V203H234V202H236ZM68 202H69V200H68ZM143 202V203H144ZM161 202V201H160ZM198 202H200L199 204H198ZM203 202V203H202ZM212 202H214V203H212ZM104 203V207L106 208L107 206L106 205H108V203H106V200L103 202ZM204 204V205H202V204ZM208 203V204H207ZM209 203H211V205L209 204ZM216 203V204H215ZM45 204V203H44ZM110 204H109V206L108 207H110ZM192 204H194V205H192ZM196 204V205H195ZM235 204V205H234ZM241 204H242V202H241ZM41 205L43 206V202L41 203ZM96 205V203H94L93 204V206H95ZM126 204H124L123 205V210H124V212H125V214H124V216H123V212H120L121 213V215L122 216H120V217H122V218H119L118 217V219H116V223H118L119 222V224H118V226L120 225H122V224H124V226H125V229H127V231H128V229H130L131 230V226H129L130 228H128V225H130L129 223H131V222H129L128 220H130V218L127 220V219H123V217H125V216H127V214H126V212H128V211H126V209H127V207L125 208L124 206H125ZM142 205V204H141ZM158 205V204H157ZM187 205H188V208H187ZM198 205V206H197ZM207 205H209V206H207ZM214 205V206H213ZM238 205V206H237ZM193 206V207H192ZM202 206H204V207H202ZM207 206V207H206ZM210 206L213 208V214H212V208H210ZM236 206V207H235ZM176 207V206H175ZM175 207L172 205V204H170V206H169V211L171 212L170 214H169V216H170V218H171V222H176V218H175V216H174V213H173V211H174V209H175ZM199 208V210H201V211H196V210H198V208ZM203 208V209H205V210H203V209H201V208ZM235 207V208H234ZM100 208H102V206H100ZM143 208H144V206H143ZM147 208V206L144 208L145 209V211L148 209H146ZM153 208V207H152ZM206 208H207V210H206ZM209 208H210V210H209ZM144 209H142V207H141V210H144ZM105 210V209H104ZM149 210V209H148ZM122 211V210H121ZM190 211L191 212H193V213H190ZM204 211H207V212H204ZM210 211V212H209ZM201 212V213H200ZM202 212H204V213H202ZM209 212V216H208V213ZM216 213V215H215V213ZM112 214V213H111ZM141 215L140 216H142V211H141V213H140ZM200 214H202L201 215V218H200V220L201 221H198L199 220V217H200ZM204 214H205V216H204ZM114 215V214H113ZM144 215H146V213L144 214L143 213V216ZM213 215V218L211 217ZM215 215V216H214ZM199 216V217H198ZM110 217H112V215H109V218H104V219H107V220H109V219H112V218H110ZM128 217V216H127ZM188 217V218H187ZM197 217V218H196ZM202 217L203 218H208V219H206L205 218V220L203 219L202 220ZM215 217V218H214ZM216 217H217V219H216ZM139 218H141V217H139ZM142 218H144V217H142ZM228 218V217H227ZM104 219L102 218V221H104ZM119 219H123V221H125L126 223H123L122 221H120ZM188 220V222L189 223H187V220ZM197 219V220H196ZM119 220V221H118ZM127 220V221H126ZM142 219H140L139 221L142 223L143 221H141ZM145 220V219H144ZM118 221V222H117ZM196 221V222H195ZM105 222H106V220H105ZM108 222V221H107ZM107 222L106 223H104V224H107ZM122 222V223H121ZM129 222V223H128ZM194 222V223H193ZM202 222H206L204 225H206V227H203L202 225L200 226V227H202V228H199L198 226L200 225V223H202ZM228 222V221H227ZM109 223V222H108ZM116 223H115V225H116ZM128 223V224H127ZM147 224H148V222H146ZM152 223H153V220H152ZM192 224V227H190L191 226V224ZM198 225H197V224ZM132 224V223H131ZM147 224H143V225H147ZM150 224H151V222H150ZM190 224V225H189ZM194 224V225H193ZM101 225H103V223L101 224ZM152 225V224H151ZM196 225V226H195ZM117 226V225H116ZM119 226V227H120ZM153 226V225H152ZM127 227V228H126ZM193 227H195V228H193ZM124 227H123V225L121 226V229H123ZM171 228V231H175V228H172V227H170ZM197 228V229H196ZM207 229L208 231H210V233H211V238H209L210 236H209V233H207L208 234V237L206 238V236H207V234H205L206 232H208L207 230H204V229ZM118 229V228H117ZM116 229V230H117ZM120 228L117 230V234H116V230H114V232L113 233H111L112 231H110V233L108 232L107 233V236H106V238L108 237V239L110 238V240H112V239H114V237H115V240H118V238H120V236L122 235V233L124 234V232L126 233L127 231H125L124 229H123V231L121 230ZM191 229V230H190ZM122 231V233L119 235L118 234V231ZM130 230H129V232H130ZM185 230V231H186ZM194 230H195V232H194ZM199 230H200V232H199ZM92 232H93V230H91ZM91 231H88V233H90L91 234V236L93 235V237L92 238H95V236H94V234L95 233H92ZM97 231H99V230H97ZM119 231V232H120ZM201 231H203V232H201ZM199 232V234H197ZM215 232V231H214ZM200 233H201V235H200ZM116 234V235H115ZM129 234V233H128ZM214 234V235H213ZM110 235V236H109ZM198 235H200V236H198ZM117 236V237H116ZM122 236H126V235H122ZM121 236V237H122ZM198 236V237H197ZM203 236V237H202ZM127 237V236H126ZM195 237H194V240H195ZM216 237H217V235H216ZM112 238V239H111ZM117 238V239H116ZM128 238V237H127ZM127 238H125V239H127ZM209 238V239H208ZM215 238V237H214ZM122 239H124L123 237H122ZM206 239V240H205ZM208 239V240H207ZM213 239V238H212ZM216 239V238H215ZM214 239V240H215ZM187 240H189V239H187ZM199 239H197V242H200V241H198ZM211 241V240H210ZM196 243V242H195ZM201 243V242H200ZM211 243V242H210ZM89 260H86V258H79V260H77L76 258L75 259H66V260H58V259H56V263H57V261H58V263L59 264H83V262H84V264H120L122 261V263L121 264H128V259L126 260V259H119V261H117V262H115L116 260H112L111 261V259L109 260H107V259H99V258H94V259H92V258H88ZM55 259H52V264H54V261ZM68 260V261H67ZM77 260V261H76ZM62 261V262H61ZM105 261V262H104ZM109 261V262H108ZM41 262H42V264L43 263H49L50 262V260H48L47 262H43V261H40V263L39 264H41ZM75 262V263H74ZM95 262V263H94ZM125 262V263H124ZM138 263L137 264H139V263H141V264H143V262H144V259H142V261H141V259L140 260H138L137 261ZM145 262H146V264L147 263H149V262H147V260L145 259ZM145 262H144V264H145ZM55 263V264H56ZM57 263V264H58ZM129 263H130V261H129ZM28 264V263H27ZM49 264H51V263H49Z\"/></svg>","mask_w":264,"mask_h":264}]
</instances>
